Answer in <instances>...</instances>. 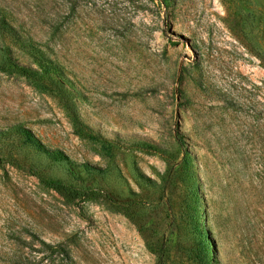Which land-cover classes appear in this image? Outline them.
I'll list each match as a JSON object with an SVG mask.
<instances>
[{
	"label": "rangeland",
	"instance_id": "374dc122",
	"mask_svg": "<svg viewBox=\"0 0 264 264\" xmlns=\"http://www.w3.org/2000/svg\"><path fill=\"white\" fill-rule=\"evenodd\" d=\"M175 227L168 264L199 230L264 264V0H0V264H156Z\"/></svg>",
	"mask_w": 264,
	"mask_h": 264
},
{
	"label": "trees",
	"instance_id": "16d2710c",
	"mask_svg": "<svg viewBox=\"0 0 264 264\" xmlns=\"http://www.w3.org/2000/svg\"><path fill=\"white\" fill-rule=\"evenodd\" d=\"M22 133L26 142L36 151L41 154L47 156L51 160H59L66 161L69 159L67 154L61 149H50L44 146L36 135L28 128H21ZM180 141L181 139L178 138ZM42 182H44L48 187L55 190L62 197L67 200L74 201L80 199H87L96 197L98 194L102 193V195L109 196L108 192L102 190L101 188L96 187H78L73 184H69L61 179H52L47 177L38 176ZM171 211V207L169 208ZM171 235L167 238L164 234V239L159 245L157 253V262L156 264H168L170 259V243H175V238L178 236V228L175 227L173 231H171ZM202 231L199 230V237H201V248L194 250L197 251L198 256H196V260L199 264H211L210 260V252L208 248L207 240L203 237Z\"/></svg>",
	"mask_w": 264,
	"mask_h": 264
}]
</instances>
